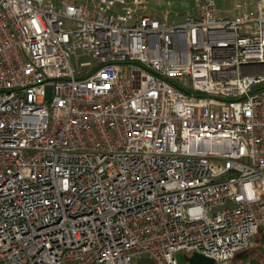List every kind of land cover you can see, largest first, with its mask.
<instances>
[{
	"label": "built area",
	"instance_id": "obj_1",
	"mask_svg": "<svg viewBox=\"0 0 264 264\" xmlns=\"http://www.w3.org/2000/svg\"><path fill=\"white\" fill-rule=\"evenodd\" d=\"M216 7L168 23L145 0H0V264H233L250 247L264 0Z\"/></svg>",
	"mask_w": 264,
	"mask_h": 264
},
{
	"label": "rangeland",
	"instance_id": "obj_2",
	"mask_svg": "<svg viewBox=\"0 0 264 264\" xmlns=\"http://www.w3.org/2000/svg\"><path fill=\"white\" fill-rule=\"evenodd\" d=\"M52 3L60 4L62 1L74 0H49ZM148 4L149 14L168 23L180 22L187 15L192 14L199 0H145ZM216 11L218 15L233 18L236 15L237 4H247L248 8L257 6L260 0H216ZM116 13V12H115ZM182 256L184 254L182 253ZM248 258L249 261H246ZM233 264H264V241L263 234L258 232L253 238L250 247L238 254Z\"/></svg>",
	"mask_w": 264,
	"mask_h": 264
},
{
	"label": "water",
	"instance_id": "obj_3",
	"mask_svg": "<svg viewBox=\"0 0 264 264\" xmlns=\"http://www.w3.org/2000/svg\"><path fill=\"white\" fill-rule=\"evenodd\" d=\"M185 259L188 264H215L213 260L205 258L200 255H193L191 257L186 256ZM139 264H153V262L150 261L149 259H146L140 262Z\"/></svg>",
	"mask_w": 264,
	"mask_h": 264
},
{
	"label": "trees",
	"instance_id": "obj_4",
	"mask_svg": "<svg viewBox=\"0 0 264 264\" xmlns=\"http://www.w3.org/2000/svg\"><path fill=\"white\" fill-rule=\"evenodd\" d=\"M184 92H186V93H191V92H190L189 90H187V89H184ZM259 232L263 234V241H264V228H261V229L259 230ZM245 260H246V261H249L248 258H245Z\"/></svg>",
	"mask_w": 264,
	"mask_h": 264
}]
</instances>
